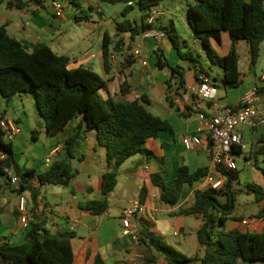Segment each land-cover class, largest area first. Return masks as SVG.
<instances>
[{
  "label": "crops",
  "instance_id": "1",
  "mask_svg": "<svg viewBox=\"0 0 264 264\" xmlns=\"http://www.w3.org/2000/svg\"><path fill=\"white\" fill-rule=\"evenodd\" d=\"M44 1L42 0L39 9H33L30 5L26 9L20 10L7 8L5 2L0 4V24L7 23L8 34L17 40L31 43L42 42L48 45L54 53L67 56L69 58L68 67L71 69L87 66V68L95 70L92 55L87 58L69 56V54L72 55L69 51L77 47V40L83 39L76 30V25H80L83 20L76 21L75 14L65 17L62 13L60 16H56L51 6V0ZM94 1H103L108 4L107 16L99 13L102 21L101 26L104 28L101 33L102 40L104 34L107 33L106 24L111 15H120L130 21L126 18L130 9L129 3L131 8L134 5L137 6L136 1L131 0L114 3L104 0ZM190 1L194 3L195 0ZM156 8L159 9L158 6ZM90 19L91 16L85 21ZM111 20L113 21V19ZM121 21L113 22L116 24ZM137 24L140 25L141 23ZM170 26L175 28L173 21L167 19L163 12V15L154 22L150 30L142 31L136 35L140 37V40L135 45L133 44L136 36L132 39L128 32L122 34L123 45L121 49H118L120 55H115L116 57L110 59L108 73L103 67L101 47L98 68L104 79V85L100 90L102 97L131 101L144 95L149 99V104L146 105L147 110L162 119H166L172 127V132H161L157 138L148 139L145 142L144 147L150 154H136L122 163L118 169L117 184L107 195L108 208L101 214H92L80 207L82 203L102 198V177L108 170L106 150L97 143L95 130L87 129L80 116L70 120L62 130L55 134H47L43 123L47 143H42L41 131L35 130L23 112L21 116L24 118H15L13 113H9L8 109L13 106V98L21 97L22 94L14 95L7 102L0 96V106H6L4 110L0 109V115L13 121L19 128L18 134L10 143L13 159L21 171L34 170L40 173L47 169L54 160L65 159L64 141L79 132V137L74 144V157L70 159L73 176L69 184L66 186H40L35 179L32 180L31 186L39 189L37 197L40 199H36L33 208L29 193L20 194L28 200L27 215L19 212L18 200L20 195L13 192L14 188L8 184L5 178L0 177V243L16 244L22 242L25 231L29 228L30 222L33 221L32 215L36 214L45 221V228L50 233L59 234L68 231L74 233V237L71 239L72 264H92L96 254L103 258L105 264H145L144 258L151 254L157 255L156 252L139 246L132 237L123 235L120 222L124 210L132 200H139L140 191L144 188L143 210L136 218L145 221L154 235L160 236L165 243L171 242L178 248L175 250L183 255L187 257L202 255V249L196 237L201 219L197 215L185 213L186 208L193 201V192L204 187L202 179L191 185L183 184L179 200L175 204H169L162 200L160 187L154 185L151 179L152 175L159 174L168 187H173L179 167L186 165L190 172H193L198 168L209 170L211 166L207 151L202 149L186 150L182 144V138L197 134L200 126L197 112L192 108L198 82L195 73L199 64L193 68L192 65L195 63L186 59L182 60L178 56L165 31ZM182 27L183 31L178 34L182 52H191L194 56H198V59L202 58L210 64L202 43L193 37L188 23L183 24ZM156 31L162 33L160 43L152 35ZM223 43L226 46L220 50L218 45L222 46ZM210 44L219 55L224 56L231 47V40L228 33L223 31L221 42L217 43L210 40ZM138 47L146 56L144 65L134 55ZM235 48L238 55V69L241 74V83L238 87H227L222 83L223 69L217 65L210 64L216 71L215 77L210 76L199 60L204 71L202 74L209 76L214 88V98L203 100L202 111L206 115H211L219 105L225 104L235 107L240 103L245 92L253 87L259 88L257 107L262 122L255 128H245L241 131L245 147L241 154L234 155V159L236 161L237 157H243L241 172L243 170L245 174L244 176L243 173L241 174L243 178L239 177L238 181L233 183V187L235 190V185H240L247 189L246 183L252 182L264 190V177L259 168L264 167V155L258 156L256 161L253 156V152L261 144L260 140L264 135V87L260 81L261 75L258 80L254 79L248 84L249 78L240 68V58L243 56L248 72L252 73L251 67L254 66L249 63L248 44L245 41H239L235 44ZM110 49L112 54L111 45ZM158 49L162 51L170 65L179 64L186 69L185 90L180 96L166 91V82L172 84V80L175 79L171 77L169 70H160L156 67L155 51ZM253 74L255 76L254 71ZM123 82L129 86V91L124 96L120 95V85ZM235 88L240 89L236 101L230 98L231 91ZM167 96H170L174 101L175 109L168 106ZM22 120L25 122L24 130H21L19 126ZM27 133L31 135V139ZM246 145L249 146L248 149ZM259 158H262L260 162ZM50 186L52 188H49ZM237 198L236 195L232 219L226 222L224 229L264 232V219L254 217L264 205V200L258 203L254 202V194L249 189H247L241 202H238ZM48 225L51 229L48 228ZM155 264L168 263L158 256ZM237 264L264 263L238 260Z\"/></svg>",
  "mask_w": 264,
  "mask_h": 264
},
{
  "label": "trees",
  "instance_id": "2",
  "mask_svg": "<svg viewBox=\"0 0 264 264\" xmlns=\"http://www.w3.org/2000/svg\"><path fill=\"white\" fill-rule=\"evenodd\" d=\"M57 1V0H51ZM78 9L76 21L90 18L80 0H67ZM114 3L122 0H104ZM136 1L141 12L140 25L124 19L115 24V36L118 38L114 48L121 49L122 34L128 32L133 39L140 32L150 30L152 25H146V18L161 0H131ZM7 8L26 9L30 5L41 7L42 0H0ZM264 0H195L187 5L185 17L195 39H198L211 65L223 69L222 83L229 87H238L241 74L238 69V55L235 44L245 41L248 44L249 63L254 66L260 53V45L264 41ZM130 9L131 4L128 6ZM90 9H92L90 7ZM7 23L0 24V96L6 102L16 94L32 93L35 105L44 121L47 134H55L72 119L80 116L87 129H94L96 140L106 150L108 170L103 174L101 183L102 198L80 204L92 214H101L108 208L107 195L117 184L118 169L128 158L136 154H150L144 147L148 139L157 138L161 132H172V127L166 119L152 114L146 105L149 99L142 95L131 101L115 100L112 97L103 98L100 90L103 79L94 70L87 67L69 68V58L54 53L48 45L42 42L31 43L11 37L6 30ZM174 49L182 60L192 61L193 68L199 64L195 73L198 78L204 71L198 56L191 52H182L180 37L175 28L165 29ZM228 33L231 47L224 56L219 55L211 46L210 40L221 42V33ZM111 40L107 33L102 40V61L106 73L110 70ZM155 65L160 70H169L176 80L175 86L166 82L167 93L181 95L185 90V67L170 65L161 50L155 51ZM201 73V74H200ZM200 74V75H199ZM206 75V74H204ZM208 76V75H206ZM129 86L123 82L120 85V95L124 96ZM168 106L175 109V103L167 96ZM79 129V128H78ZM79 132L64 141L65 159L54 160L44 171H21L15 163L11 143L4 142L0 130V148L6 152V158L0 161V177L4 178V168L13 167L21 178V184L13 192L20 195L27 192L30 195L33 208L39 189L31 186L36 180L40 186H66L72 179L73 172L70 159L74 157V144ZM261 144L253 152L255 161L264 155V135ZM241 154L239 147L233 149ZM254 165H257L254 163ZM264 177V167H259ZM207 169L198 168L190 172L186 165L179 167L174 186L168 187L159 174L152 175V183L161 189V198L169 204H175L180 197L182 185L193 184L205 177ZM223 184L218 189L203 187L193 192V201L186 208L187 215H197L201 224L196 232L201 256L187 257L167 245L160 236L154 235L142 219H134L138 227L137 243L139 246L153 250L144 258L145 264H155L158 256L168 264H186L197 261L199 264H237L238 260L252 263H264V232H242L238 229L225 230L226 222L232 219L236 205V191L233 183L239 179L238 170H222ZM9 184V183H8ZM247 189L253 192V201L264 200V190L252 183H246ZM144 188L141 189L139 200L143 203ZM33 221L25 231L19 244L0 243V264H72L73 251L71 239L73 232L52 234L45 228V221L33 214ZM264 219V205L254 215ZM92 264H105L103 258L96 254Z\"/></svg>",
  "mask_w": 264,
  "mask_h": 264
},
{
  "label": "built area",
  "instance_id": "3",
  "mask_svg": "<svg viewBox=\"0 0 264 264\" xmlns=\"http://www.w3.org/2000/svg\"><path fill=\"white\" fill-rule=\"evenodd\" d=\"M51 6L56 16L62 14L57 1H51ZM32 8L39 9L40 7L32 5ZM162 15V10L158 8L151 10L145 24L153 25ZM152 35L158 43L161 42L162 33L156 31ZM134 55L141 64L146 63V56L140 47L137 48ZM197 81V90L192 108L197 112L200 126L197 134L184 136L182 144L186 150L202 149L208 152L211 166L207 175L202 178V183L204 187L218 189L223 184L221 171L237 170L234 159V155L237 153L233 149L239 147L243 151L245 147L241 131L245 128H255L262 122L257 107L259 88L253 87L245 92L237 106L219 105L213 114L206 115L202 111V102L204 99L214 98V88L211 85L209 76L201 74ZM260 81L264 87V72L260 77ZM0 130L4 142L12 141L19 132L18 126L2 115H0ZM5 158L6 152L0 148V161ZM4 178L15 189L21 184V178L13 167L4 168ZM37 199H40V197H37ZM27 201L25 196H19L18 209L23 215H27ZM142 210V203L139 200H132L120 217L123 235L130 236L135 241L138 238V227L134 219Z\"/></svg>",
  "mask_w": 264,
  "mask_h": 264
},
{
  "label": "rangeland",
  "instance_id": "4",
  "mask_svg": "<svg viewBox=\"0 0 264 264\" xmlns=\"http://www.w3.org/2000/svg\"><path fill=\"white\" fill-rule=\"evenodd\" d=\"M45 1H47V0H45ZM186 1H188V2L186 3ZM57 3L61 7L62 13L64 14L65 17H67L70 14H72V15H74V14L78 15L79 14L78 9L73 4L69 3L67 0H57ZM81 4H82V7L85 8L87 13L91 16V19L89 21H85V22L82 21V22H80V25H76L77 26L76 30L81 35V37H83V39L81 38V39L77 40V47H74L69 51L70 53H72V55L69 54V56L75 57V58H87L88 56L92 55L93 56L92 58H94V63H95L94 64L95 65L94 71L96 73H98L100 75V77L103 79V77L100 74L101 71L98 68L100 58H101L100 57L101 40H102L101 39V33H102V30L104 29L101 26L102 21L100 20L99 13H102L103 16H107L108 4L103 2V1L102 2H95L94 0H81ZM187 4H193V2H191L190 0H161L159 5H158L159 9L162 10V12H164V15L166 16V18L171 19L173 21L177 34H179L183 31L182 25L187 24L186 17H185V8H186ZM114 5H113V7H115ZM45 6L47 7V5H45ZM90 7L92 9H90ZM140 17H141V12L139 11V9L137 8L136 5H134L132 9H129V13L126 16V18L130 19V21L135 20L137 23H140ZM111 19H113V21L117 22V21H121L124 18H122V16H120V15H111L109 22L106 24V32L109 34L110 40H111V48H112L111 58L112 57L114 58L115 55L119 56L120 53H118L119 51L114 48L115 43H116L118 38L115 36V28H114L115 23ZM138 40H140V37L136 36L133 45H135V43ZM224 46H226L225 43H223L222 46L218 45V48L221 50L222 48H224ZM260 48H261L260 56H259L256 64L254 65V67H251L252 73L248 72L247 65L245 64V58H243V56H241V58H240V63H239L240 68L248 76V78H249L248 84H250L251 81L254 79L258 80V77L260 75H262V73L264 72V41H263L262 45L260 46ZM199 60L201 61V64L204 67V69L210 74V76L215 77L216 71H215L214 67L211 66L210 64H208V62L203 60L202 58H199ZM85 67H87V66H85ZM253 71L255 73V76L253 74ZM172 85L173 86L176 85L175 80H172ZM239 90H240L239 88H235L231 91L232 92L230 94L231 100H234V101L237 100ZM219 91H220V89H219ZM99 92H100V95H102L101 94L102 91H99ZM5 107H6L5 105H1L0 109L4 110ZM8 110H9V113H13V117H15V118H17V117L24 118V116L23 117L21 116V113L23 112L26 115L25 118H27V120L35 128V130L38 132L41 131L42 143H47V139H46L47 135L43 130L44 121H43L42 117L40 116L38 109L36 108L35 99H34V96L32 93L22 94L21 97H19V96L14 97L13 98V106H11ZM173 118L175 119L174 116H173ZM24 123H25L24 120H22V123L19 124L21 130H24V126H25ZM27 134H28V137L30 138L31 135L29 133H27ZM246 147H247V149L249 148L248 145H246ZM261 159L262 158H259V162L261 161ZM151 160L153 161V159H151ZM243 161L244 160H243L242 156L236 158V164H237L238 171L240 172V174H239L240 178H243V176L245 174V172L243 170L241 172ZM242 173H243V176L241 175ZM49 188H52V186H50ZM235 191H236L237 197H238L237 201L241 202L245 196V193L247 192V189L240 186V185H235ZM48 228L51 229L50 225H48ZM167 242H168V243H166L167 245L173 247L174 249H178L171 242H169V241H167ZM19 243H21V242H19ZM19 243H16V244H19ZM186 264H199V262L192 261V262H188Z\"/></svg>",
  "mask_w": 264,
  "mask_h": 264
}]
</instances>
